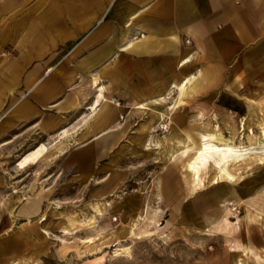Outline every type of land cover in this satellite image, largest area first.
Listing matches in <instances>:
<instances>
[{"label":"rangeland","instance_id":"obj_1","mask_svg":"<svg viewBox=\"0 0 264 264\" xmlns=\"http://www.w3.org/2000/svg\"><path fill=\"white\" fill-rule=\"evenodd\" d=\"M49 1L0 0V78L15 71L8 66L11 62L33 59L32 34L41 32L48 21L40 19L36 23L40 14L48 16ZM50 26L61 32L66 28L64 20L53 21ZM45 28L49 31V24ZM184 45H191L189 39L184 38ZM254 45L251 42L243 47L224 66L219 61H211V66L193 62L192 73L197 76L200 69H211L217 80L206 92L184 100L179 111L204 113L185 115L184 127L210 130L223 138L233 135L236 142H245L244 135L250 130L258 133L259 117L253 111L264 103V68L255 74L250 66L241 70L240 58L252 53ZM56 50L46 52L45 57L64 52L62 45ZM260 55L264 56V51ZM255 57L254 54L252 58ZM236 76L242 78L243 84L230 82L232 88L226 87V81H233ZM119 104L123 107V101ZM137 116L120 112L116 122L122 126L129 123L128 131L111 149L110 158L95 159L96 152L91 155L88 160L93 159L98 170L89 179L79 178L71 167L75 148L54 158L52 164L43 160L45 165H40L37 172L17 167L19 153L7 159L0 155V264H11L20 256L37 264H239L243 257L235 247L237 240H246L252 250L249 259L241 264H264V146H250L244 160L228 165L232 178H218L216 183L209 182L193 194L188 192L178 169L164 164L155 152L138 146H131L130 150L141 154L131 155L126 149L110 175L113 154L129 137L145 136L139 128L147 117ZM154 126V132L162 134L164 129ZM4 156H10L9 152ZM65 156H72L67 163ZM106 165L108 171L103 170ZM48 173L53 178L45 180ZM103 176L108 177L98 182ZM33 193H37L33 198L38 200L40 209L31 217L44 215L46 220L31 229V237L27 238L24 230L28 228H19L21 224L25 226L27 218L19 201ZM97 201L104 207L103 215L98 216L93 228L78 224L72 231L61 230L67 218L80 221L93 214L91 206ZM124 213L136 216L132 234L118 241L90 244V238L116 227ZM116 249L127 252L115 255Z\"/></svg>","mask_w":264,"mask_h":264},{"label":"crops","instance_id":"obj_2","mask_svg":"<svg viewBox=\"0 0 264 264\" xmlns=\"http://www.w3.org/2000/svg\"><path fill=\"white\" fill-rule=\"evenodd\" d=\"M37 18L36 23L48 21L41 32L32 34L33 59L11 62L8 66L15 71L0 78V114L5 121L0 131V155L7 159L19 153L15 164L41 144L49 145L50 135L67 129L63 152L52 155L50 164L67 149L75 148L71 167L79 178L89 179L98 170L94 160H88L91 155L96 152L95 159L110 158L111 149L128 131L129 123L122 126L116 122L120 112L146 115L147 121L139 128L145 136L129 137L125 142L138 146V141L147 138L146 126L157 109L151 102L167 95L174 83L194 74L193 62L211 66V61H219L224 66L252 42V53L240 57L241 70L250 66L255 74L264 68V56L260 55L264 51V0H50L48 16L40 14ZM58 20L65 21L63 32L50 26ZM45 24H49V31ZM184 38L189 39L190 46L184 45ZM61 45L63 54L45 57L46 52H56ZM186 59L190 61L183 64ZM208 70L199 92H206L217 80L214 70ZM230 82L243 84L238 76L233 81L228 79L226 87ZM172 98L174 101L176 97L167 98L166 104L173 103L169 101ZM184 100L175 111L182 117V127L185 115L204 114L179 111ZM94 103L99 116L85 123L82 117ZM144 103L149 111L137 109ZM121 149L110 160L112 168L103 167L110 169V175L123 153ZM7 152L8 157L4 156ZM70 157H64L65 163ZM42 161L26 169L37 172L45 165ZM47 175L45 180L53 178L52 173Z\"/></svg>","mask_w":264,"mask_h":264},{"label":"bare ground","instance_id":"obj_3","mask_svg":"<svg viewBox=\"0 0 264 264\" xmlns=\"http://www.w3.org/2000/svg\"><path fill=\"white\" fill-rule=\"evenodd\" d=\"M189 61L190 60L186 59L183 60L182 63L187 64ZM198 73L197 76L195 74H190L180 82L174 83L167 95L154 99L151 102L157 109L153 111L149 119V125L146 126L145 132L147 138L144 141L140 140L137 142L138 147H142L143 150L148 152H155L156 155H159L160 159H163L164 164H167V166H174L178 169L190 194L204 189L209 182L216 183L218 178H232V175L227 170L228 165H233L244 160L246 150L249 149L250 146L255 144L264 146V103L256 105V112L253 111L254 115L259 117L260 126L258 133L254 134L253 131L250 130L244 135L245 142H236L233 135H230L228 138H223L210 130L201 132L198 130L196 131L190 126L182 127V117L175 114L178 104L185 98L199 92L205 86L210 71L208 69H200ZM174 91L177 96L173 103L166 104V99L174 96ZM148 107L149 105L146 103L137 105V109L145 111H149ZM88 108L89 113L82 117L85 123L94 122L97 116H99L100 110H98L95 103ZM2 118L3 114H0V131L5 124ZM165 120L167 124L164 123ZM156 124L160 125L161 129H164L162 134L154 132V125ZM167 132L169 133L166 134ZM67 135V129H62L59 133L50 135L48 138L49 145L41 144L38 149L31 150L29 154H26L24 158L17 163V167L23 169L39 159L50 162L53 152L56 154L63 152L65 145L64 140ZM5 143L7 142H3L2 144ZM245 143L247 144L244 145ZM126 148L130 150L131 147L124 144L121 150L124 152ZM130 153L131 155L141 154L140 152L132 150H130ZM120 158H122V156H118L117 159ZM262 158L264 159V153ZM217 174L219 176H217ZM34 196H37V193H33L30 196H23L19 201L22 203L21 208H25L23 213L27 215L25 226L21 224L19 228H28L24 230L27 238L31 237L29 233L31 229H34L38 223L46 220V216L44 215L39 216L37 219L31 217L38 213L40 209V204L37 199L33 198ZM105 205L107 204L105 203ZM91 207L93 209V214L80 219V221L75 218H67L65 226H63L61 230L72 231L78 227V224L88 229L93 228L97 222L98 216L103 215L104 207H102L98 201L92 204ZM135 225V214L134 216H130L129 213H124L116 227L107 228L97 234V236L90 238V244L94 246L104 241H118L120 237L132 234ZM43 232L48 235V232ZM235 247L240 250L243 257L238 260L239 264L245 263L252 253L249 243L246 240H237L235 241ZM121 252H127V249H116L114 254L119 255ZM11 264H37V262L27 256H20Z\"/></svg>","mask_w":264,"mask_h":264}]
</instances>
